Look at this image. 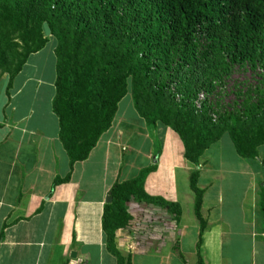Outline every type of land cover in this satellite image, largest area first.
Instances as JSON below:
<instances>
[{"label":"trees","instance_id":"obj_1","mask_svg":"<svg viewBox=\"0 0 264 264\" xmlns=\"http://www.w3.org/2000/svg\"><path fill=\"white\" fill-rule=\"evenodd\" d=\"M43 27L55 41L51 109L70 167L87 159L130 93L149 133L157 122L171 129L196 168L189 177L199 224L195 264H205L199 159L224 135L242 159L257 160L264 145V0H0V72L10 80L46 46ZM234 68L253 81L235 85L229 103L216 92L213 104L197 109L198 92L213 94ZM158 155L135 178L115 183L103 206L105 246L117 264H130L114 239L131 219L125 204L132 197L179 220L178 204L144 191ZM69 180L55 178L51 190ZM259 199L264 215V185Z\"/></svg>","mask_w":264,"mask_h":264},{"label":"crops","instance_id":"obj_2","mask_svg":"<svg viewBox=\"0 0 264 264\" xmlns=\"http://www.w3.org/2000/svg\"><path fill=\"white\" fill-rule=\"evenodd\" d=\"M54 48L50 42L31 54L12 80L0 75V264H117L106 250L101 228L105 198L115 183L153 165L150 134L132 106L131 118L139 130L134 133L126 125L128 139L122 142L124 118L117 113L126 94L111 127L87 159L71 168L51 109ZM154 130L161 151L144 191L178 204L180 217L176 222L159 206L132 197L125 204L131 219L115 233V248L130 264H195L199 224L189 177L196 168L184 159L182 143L171 129L157 122ZM137 136L146 142L145 165L133 169L119 146L128 149V140ZM225 137L199 159L203 165L197 184L203 190L201 216L206 221L203 259L205 264H264V229L256 227L257 221L264 223L257 197V187L264 185V145L257 148V160L242 159ZM223 142L227 153L216 157L211 151L221 150ZM179 172L188 186L178 192ZM67 175L68 183L51 190L55 178ZM181 203H187L194 220H184Z\"/></svg>","mask_w":264,"mask_h":264},{"label":"rangeland","instance_id":"obj_3","mask_svg":"<svg viewBox=\"0 0 264 264\" xmlns=\"http://www.w3.org/2000/svg\"><path fill=\"white\" fill-rule=\"evenodd\" d=\"M43 32H44L45 38H47V41H48L47 44L50 42L55 44L54 39L47 34L45 27H43ZM0 75H3V73L0 72ZM250 81H253V79H252V75L248 71L234 68L229 73V75L227 76L226 79H222V82L218 83L219 86L214 89L213 94H210L209 92L202 90V91L198 92V94L196 95V99L200 100V102L204 103L205 105H203V106L210 105V103L213 104L215 102V99H213V96L216 92H218L223 97L222 104L229 103L234 98V92H235L234 86L237 84H242V83H250ZM128 86L130 88V81L128 82ZM127 94H129V95H126V97L122 100V102L119 103L117 114H118V117L122 116L124 118V126L122 127L123 132L125 133V131L134 129L133 132L135 133V132H138L136 129L139 130V126L136 125L135 122L133 121V119L131 118V117H133V115H132L133 111L131 109L133 106L132 105L133 102H132L130 93H127ZM200 96H203L202 100L200 99ZM196 102H194L195 107L197 109H201L200 105H198L199 108L196 106ZM133 109H134V107H133ZM128 124H131V125H130L129 129L127 130L126 125H128ZM131 126H133V127H131ZM147 128L148 127L145 124V129H147ZM149 134H150V144H151L150 148L152 149L151 152H153L151 157L153 158L154 154H157L158 151L160 153L161 146H160V144L157 141V138L155 136V130H151ZM225 138H227V141L229 140L228 139L229 137L227 135ZM127 139H128V136L125 133L122 142L125 143L127 141ZM178 139H179V137H178ZM128 141L131 143V147L128 146V149L124 148L123 150H121L123 144H121L119 146L120 154L123 156H127V158H128V159L126 158V161H127L126 164H129V162H130V166H132L133 169H135L137 167H141L142 165H145L144 161H143L142 153H143L144 148H146V142L143 143L142 139L139 136H137V138L129 139ZM153 143L155 144V146L153 145L155 148L152 146ZM221 146H222L221 150L217 149V147H216V148L212 149L211 153L213 155H217L216 157L224 156L223 153L224 154L227 153L228 145L225 142H223ZM230 146H231V144H230ZM218 154H220V155H218ZM130 157H133L134 159L129 160ZM151 163L154 164L153 161H151ZM217 164L221 165V167H222V163L221 164L217 163ZM200 165H203V164L199 163V167L197 169L202 167ZM224 165H228V164H224ZM232 165H234V164H232ZM182 175H183L182 172L181 173L179 172L177 175L178 183H177L176 188H177L178 192L181 191L184 186H188V184H186V183L183 184L181 182V179L183 180ZM42 181L46 182V180H44V179ZM179 182L181 183V185L179 184ZM242 184H243L242 182L239 183L240 188L243 186ZM257 190H258L257 191V197H258L260 195L261 187H257ZM186 204L183 205L181 203L182 211L184 213V220H192V219L194 220V215H193L192 211L189 210V208H187ZM160 208H162V207H160ZM162 209H164V208H162ZM256 227L258 228L257 229L258 231L261 228L263 230L264 229V223L260 226L259 221H257Z\"/></svg>","mask_w":264,"mask_h":264},{"label":"water","instance_id":"obj_4","mask_svg":"<svg viewBox=\"0 0 264 264\" xmlns=\"http://www.w3.org/2000/svg\"><path fill=\"white\" fill-rule=\"evenodd\" d=\"M111 203V196L110 194L107 195V197L105 198V204H110Z\"/></svg>","mask_w":264,"mask_h":264},{"label":"built area","instance_id":"obj_5","mask_svg":"<svg viewBox=\"0 0 264 264\" xmlns=\"http://www.w3.org/2000/svg\"><path fill=\"white\" fill-rule=\"evenodd\" d=\"M200 99L202 100V99H203V96H200ZM201 103H202V102H200V100H197V102H196V106L199 108L198 105H201Z\"/></svg>","mask_w":264,"mask_h":264}]
</instances>
